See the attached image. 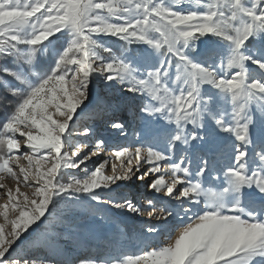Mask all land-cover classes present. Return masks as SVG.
I'll return each instance as SVG.
<instances>
[{
  "label": "snow or ice",
  "instance_id": "obj_1",
  "mask_svg": "<svg viewBox=\"0 0 264 264\" xmlns=\"http://www.w3.org/2000/svg\"><path fill=\"white\" fill-rule=\"evenodd\" d=\"M105 38L142 51L117 56ZM94 81L121 95L97 102ZM92 105L94 123L125 134L114 117L131 107L143 126L111 174L107 160L81 169L90 157L75 137L91 128L77 122ZM0 107V181H17L0 204V264H264V0H0ZM149 176L170 205L155 215L148 201L145 231L175 221L167 243L95 258L60 246L73 205L142 215L122 182Z\"/></svg>",
  "mask_w": 264,
  "mask_h": 264
},
{
  "label": "rangeland",
  "instance_id": "obj_2",
  "mask_svg": "<svg viewBox=\"0 0 264 264\" xmlns=\"http://www.w3.org/2000/svg\"><path fill=\"white\" fill-rule=\"evenodd\" d=\"M113 50V53L117 56L127 49L119 45V41L116 38H105L104 41ZM128 45L126 42L121 41ZM114 45V48L112 47ZM135 44L134 46H136ZM140 50L135 53H130L132 55H137L142 51V46L138 45ZM107 55L106 53H102ZM207 87V86H205ZM93 90L97 97V102L99 98L106 94L105 98L109 97H119L121 95L119 87L116 89H110L104 87L101 81H94ZM95 105L86 109L84 113H80V120L77 122L80 125L81 132L85 126L91 128V133L87 136L79 135L76 136L79 142L84 144L83 152L89 155L90 159L85 162V165H81V169L87 167L93 169L97 164L102 161L107 160L108 164L105 166L107 174H111V165L116 163L119 165L120 161L115 159L114 152L122 146L128 144L137 143L136 133L141 132L142 125L140 121L135 118V113L133 108L118 109L116 116L117 120L123 121L125 128L122 134L120 130L112 129L108 124L94 123L90 119V114L92 108ZM107 126V128H105ZM154 129H159L166 127L161 121L159 123H154L152 126ZM191 128V126H189ZM258 132V129L256 130ZM122 136L121 143H116L118 137ZM143 137L141 136V139ZM99 139L104 140V147L101 149L96 148V141ZM89 146H93L89 149ZM89 149V150H88ZM107 149L105 152H103ZM88 150V151H87ZM93 153H96L93 155ZM23 161V162H22ZM22 162V163H20ZM27 161L23 158L19 160V165L14 164V170L19 173V168L22 166L26 168ZM81 169H69L67 172L69 175H80ZM31 178V177H30ZM153 177L149 176L145 181L133 180L124 183L122 192L123 196L132 200L133 203L139 205L142 209H145L142 215H136L131 212H121L118 209H110V206H100V211L93 214L87 204L73 205L72 213H74L73 219L71 221H65L64 224H57L58 231L64 233L61 237L59 243L61 247L69 249L73 252L75 257L86 258V257H107L116 256L121 253H138L144 249L151 247H158L162 243H167V233H162L157 236H151L146 233L145 227L149 224H155V215H159V210L161 206L170 205L169 200L164 196V193H155L147 187L148 182ZM169 177L166 175L165 180ZM0 183L6 185L5 189L0 190V204L5 202L3 193L7 191V188H11L13 192L17 187V181L11 177H5ZM21 192L29 193L33 191L31 187H25L23 184L19 185ZM133 187V188H132ZM206 188H210L213 191H218V189L213 184H205ZM133 190H132V189ZM131 189V190H130ZM152 200L156 206V214L152 219H149L147 215V210H149L148 201ZM95 203V202H93ZM67 206L61 204L60 216L69 215L64 209ZM128 216L130 221H126L124 216ZM0 223H3L2 218H0ZM175 221L170 223L169 229L172 228ZM67 228V231L65 229ZM123 233L122 243H109V240L117 233ZM174 234V233H173ZM86 237L90 238V242L84 243ZM131 237V239H129Z\"/></svg>",
  "mask_w": 264,
  "mask_h": 264
},
{
  "label": "trees",
  "instance_id": "obj_3",
  "mask_svg": "<svg viewBox=\"0 0 264 264\" xmlns=\"http://www.w3.org/2000/svg\"><path fill=\"white\" fill-rule=\"evenodd\" d=\"M119 45L125 48H129V46H131V48L129 49V51L131 53H135L137 51L140 50V47L138 45L134 46L133 45H126L125 43L119 41ZM112 47L114 48V45L112 44ZM53 55L52 50L50 49L48 53H45L43 57H41L42 63L46 64L49 60V58ZM4 119V109L2 107H0V121H2Z\"/></svg>",
  "mask_w": 264,
  "mask_h": 264
},
{
  "label": "bare ground",
  "instance_id": "obj_4",
  "mask_svg": "<svg viewBox=\"0 0 264 264\" xmlns=\"http://www.w3.org/2000/svg\"><path fill=\"white\" fill-rule=\"evenodd\" d=\"M184 7H187V6H189L187 3H185L184 5H183ZM107 126H109V125H107ZM107 126L105 127V128H107ZM120 141H122V136L121 137H118V141H116V143H121ZM21 143L23 144V140H21ZM90 148L89 149H91L93 146H89ZM103 147H104V145H103ZM102 147V148H103ZM88 149V150H89ZM87 150V151H88ZM107 149H105L103 152H105ZM101 151H102V149H101ZM23 162V161H22ZM22 162H20V163H22ZM18 163H19V161H18ZM27 164V163H26ZM19 165V164H18ZM22 166H20V167H23V164H21ZM27 167H28V164L26 165ZM26 167V168H27ZM31 179V178H30ZM133 188V187H132ZM131 188V189H132ZM130 189V190H131ZM133 190V189H132ZM122 193H125V190L122 192ZM29 194V193H28ZM124 219L126 220V221H130V218L126 215V216H124ZM169 226H170V224L169 225H167V226H165V229H164V234L165 233H167V231L169 230Z\"/></svg>",
  "mask_w": 264,
  "mask_h": 264
}]
</instances>
